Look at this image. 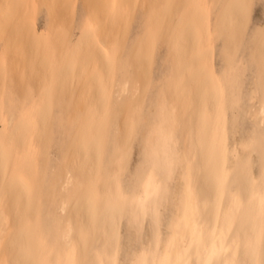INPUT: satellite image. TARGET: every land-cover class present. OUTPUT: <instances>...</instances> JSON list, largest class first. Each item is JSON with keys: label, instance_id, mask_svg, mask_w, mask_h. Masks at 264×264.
<instances>
[{"label": "bare ground", "instance_id": "6f19581e", "mask_svg": "<svg viewBox=\"0 0 264 264\" xmlns=\"http://www.w3.org/2000/svg\"><path fill=\"white\" fill-rule=\"evenodd\" d=\"M233 2L239 3L240 0ZM20 3L10 6L20 10L23 8ZM5 6H2L3 10L0 5V15L5 13L9 5L6 3ZM194 25V22L182 24L169 31L166 45L172 66L165 80L166 97L158 104L144 138L138 170L145 181L151 179L159 183L162 176H167L168 201L171 194L169 182L174 178L177 167L183 163L176 134L178 117L182 115L180 120L185 124L193 122L192 127L186 129L191 135L186 137L189 161L188 172L183 174L185 184L174 202L175 209L168 222H177L182 215L191 213L193 208L208 203L212 199L216 177L223 174L226 176L227 187L219 210L213 214L201 207L197 223L203 238L222 249L216 257L219 264L239 260L240 254L232 246V239H235L236 230L239 229L241 215H246V238L252 239L256 247L252 258L259 261L261 201L264 200V129L257 131V135L247 144V147L258 151L260 171L257 178L252 170V154L240 152L235 142L230 140L233 122L229 112L233 111L234 121L237 116L234 111L239 108L242 98L239 59L230 54L219 72L212 65L206 67V41L203 37H209V33L196 30ZM112 27L105 24L102 30L108 31ZM178 28L181 34L177 36L173 31ZM92 29L90 27L87 30ZM99 29L100 27H96L94 31ZM182 36L187 38L184 45L181 44ZM156 37L146 35L149 39L148 46L154 45ZM86 43L87 46L81 53L69 58V67L89 65L97 61L98 71L83 78L82 83L97 84L100 90L92 101L81 106L80 113H74L73 130L68 133L69 139L64 142L67 149H70L69 153L75 155L77 160L73 163L71 176L60 186L65 190H59L58 198L53 184L48 186V197L54 193L50 202L21 200L22 195H29V184L37 181L36 178H28L36 159L37 147L47 157L44 141L47 142L50 123L46 117L32 121L29 114L17 115V119L14 113L6 114L4 118L0 115L3 123L0 125V206L3 207H0V264H109L110 261L117 264L121 221L126 218L137 226L140 209L134 205L122 208L113 197L114 177L119 176L120 188L126 189L121 176L130 156L131 136L127 132L120 140L117 137L112 142L109 140L108 128L112 123V116L107 109L131 107V102L142 99L137 92L124 98L121 93L126 90L130 80L140 74V67L146 60L143 55L148 53L141 52L143 43L138 39L125 53L119 42H108L105 36L94 35ZM256 45L259 49L256 57L258 70L264 74V36L260 37ZM188 50L193 51L190 59H186ZM130 65L135 67L133 72L129 70ZM261 80L264 82V75ZM114 86H118L114 90L118 93L116 96H112ZM187 89L191 92H187ZM261 90L264 91V84ZM186 109L188 111L184 113ZM136 115L139 116V113ZM34 125H38L39 131L41 130L36 142L29 140L32 135L39 133L34 131L37 130L33 129ZM11 152L17 158L8 163L6 157ZM10 164L11 168L8 169ZM233 183H245L248 187L244 206L235 215L227 205L228 193L232 191ZM189 186L194 196L191 202L186 197ZM10 188H14L15 192L11 193ZM248 199L251 200L250 206ZM45 203L48 207L57 203L60 215L52 213ZM19 204L23 207L18 206ZM184 234L185 229L181 228V237ZM149 243L148 252L141 253L131 264L141 258L145 264L163 258V250L155 247L158 242H154L151 237Z\"/></svg>", "mask_w": 264, "mask_h": 264}, {"label": "rangeland", "instance_id": "374dc122", "mask_svg": "<svg viewBox=\"0 0 264 264\" xmlns=\"http://www.w3.org/2000/svg\"><path fill=\"white\" fill-rule=\"evenodd\" d=\"M11 1L16 5L21 2L23 8L16 10L10 6L13 4ZM6 3L10 7L0 15L1 118L6 114L14 113L16 119L17 115L29 114L32 121L46 117L50 123L49 136L47 142L44 141L47 157L37 147L36 159L28 177L37 181L29 184V195H22V201L50 202L54 193L48 197V186L53 184L58 198L59 190H65L60 186L72 174L77 157L69 153L70 149L64 141L69 139L68 133L73 130L74 113H80L81 106L92 101L100 87L82 83L83 78L98 71L97 61L69 67V58L81 53L94 35L105 36L108 42H119L123 53L138 39L143 43L141 52L148 53L143 55L146 60L140 67V74L135 73L121 93L124 98L137 92L142 99L131 102V107L107 109L112 116L108 128L109 140L112 142L114 137L120 140L127 132L131 136L130 156L121 176L122 183L127 186L136 178L144 138L158 104L166 97L165 80L172 66L166 45L169 31L175 26L192 22L196 30L209 33V37H203L206 41V67L212 65L219 72L230 54L239 59L242 98L239 108L234 111L237 115L234 121L233 111L229 112L233 122L230 140L235 142L240 152L252 154V170L255 177H259L258 151L247 147V144L257 131L264 129V91L261 90L264 84L261 76L264 74L258 70L256 58L259 53L256 44L264 36V0H240L241 5L233 0H7ZM6 3L0 0L1 8ZM105 24L113 26L112 29L102 30ZM90 27L93 29L87 30ZM96 27L100 29L94 31ZM180 32V28L173 31L177 36ZM146 35L157 36L154 45L148 46ZM182 39L181 44L184 45L187 38L182 36ZM187 53L186 59L193 57V51L188 50ZM134 68L129 66L132 72ZM116 89L118 86H114L112 96L118 94L114 91ZM190 89L187 92H191ZM181 116L176 124V134L183 163L177 167L174 178L169 182L171 194L164 204L163 213L167 221L185 184L183 174L188 172L186 137L191 132H186V129H190L193 122L185 124L180 120ZM45 128L48 129L47 126ZM33 129L39 131L40 127L34 125ZM40 132L29 140L36 142ZM6 158L8 163H12L17 157L11 152ZM233 186L235 183L231 189ZM10 192L14 193L15 189L10 188ZM57 203L49 207L45 204L52 213L60 215ZM18 206L23 207L22 204ZM151 237L150 221L145 219L142 227L137 228L136 224L124 218L120 223L117 264H131L141 253L148 252Z\"/></svg>", "mask_w": 264, "mask_h": 264}, {"label": "snow or ice", "instance_id": "6c2138e0", "mask_svg": "<svg viewBox=\"0 0 264 264\" xmlns=\"http://www.w3.org/2000/svg\"><path fill=\"white\" fill-rule=\"evenodd\" d=\"M167 176H162L159 183L151 179L145 181L143 175L137 172V176L130 181L126 189L122 190L119 185V176L113 178V197L123 208L134 205L140 209L137 217V228L147 219L150 221L151 234L157 250H163V258L148 261L147 264H219L216 257L222 251L215 243H208L203 238L200 225L197 223L201 207L215 214L221 205L227 187L226 176L220 174L216 177L212 199L201 207L193 208L191 213L182 215L177 222L169 223L164 216V204L166 202ZM194 183V181H192ZM186 197L191 202L194 200L191 186L186 190ZM248 197L247 184L233 186L228 193L227 205L233 215L239 212L244 206V200ZM249 206L251 200L248 199ZM261 228L259 233V250L261 259L256 261V247L251 238H246L248 217L241 215L239 229L236 230L235 239H232V246L240 254V259L230 264H264V200L261 201ZM234 227V225H233ZM185 229L183 237L180 229ZM231 228L229 231L231 232ZM231 239V237H230ZM155 254V253H153ZM198 257V259H193ZM109 264H112L110 261ZM134 264H145L143 258L138 259Z\"/></svg>", "mask_w": 264, "mask_h": 264}]
</instances>
